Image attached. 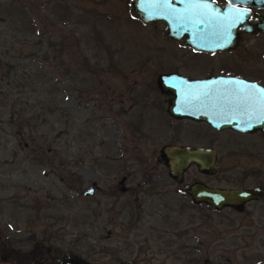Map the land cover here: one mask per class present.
<instances>
[{"label":"rangeland","instance_id":"374dc122","mask_svg":"<svg viewBox=\"0 0 264 264\" xmlns=\"http://www.w3.org/2000/svg\"><path fill=\"white\" fill-rule=\"evenodd\" d=\"M161 30L129 0H0V246L96 264H264L263 199L243 212L192 204L158 161L176 140L216 153L214 174L190 167L185 181L233 184L264 166L200 123L161 128L164 104L146 103L156 72L191 73ZM246 59L244 74L264 79V56Z\"/></svg>","mask_w":264,"mask_h":264},{"label":"flooded vegetation","instance_id":"af4514ba","mask_svg":"<svg viewBox=\"0 0 264 264\" xmlns=\"http://www.w3.org/2000/svg\"><path fill=\"white\" fill-rule=\"evenodd\" d=\"M170 1L174 2V0ZM193 2H199V5H201L200 9L198 10V14L204 12L207 6L212 7V5H216L221 9L223 7L230 8L232 12L238 14L236 16L233 26L236 41L234 42L232 47L212 49L194 48L181 43V41L187 37L190 38L194 35H199L200 33L177 31L174 34H170V36L168 37L167 35H165L164 31L165 21H156L155 23L159 22L162 24V30L158 34H160L164 38V40L168 41L170 45L178 47L169 48L170 53H168L167 50V54H171L173 57H176L174 60L178 63L186 65L190 69L191 73L183 72L180 71L178 68L171 67L156 72L153 81L154 87L151 86L152 91L155 93V96L149 97L147 95L148 99L146 98V103L164 104V106L161 108L164 117L162 119L160 118L159 121H157L158 123L160 122L162 129L172 128L174 131L179 130L178 125L180 121L200 123L203 125V128H206L212 133L221 132L226 133V136L232 137L236 143H234L235 148L238 151H241L242 154L246 153L249 150V147H251L255 149L254 151L257 152L258 155L263 156L264 160V131L260 128V126L252 127L256 122L259 123V125H264V79L249 78L244 74V70L251 67L254 68L252 65L244 64L245 62L250 61V59H246L249 54H252L253 56H264V0H193ZM240 15H243L244 19L240 20V22L238 23L239 19H241L239 18ZM207 16L209 19H212L214 14H207ZM216 17L217 14H215V18ZM243 22H246L245 25L251 28L253 31H243L242 28H240V25H242ZM212 35L213 36L211 37L224 38L227 36V32H214ZM248 43H253V45L257 47L250 46L253 49H247ZM253 50L255 51V53L253 52ZM157 56H160V53H158L156 57ZM161 74H174V76H178L180 78L183 77L187 80H202L207 78L212 79L200 86L194 85L195 83L190 84L187 81L183 80L166 81L165 79H163L161 80L162 86H164V88H168L169 90H161L157 82V77ZM218 78H226V80H220ZM175 92L177 94H175ZM149 93H151L150 89ZM140 99V97H137L136 102ZM171 100L177 102H205L209 104L220 103L221 109L223 110L225 116L220 120L213 121L217 124L223 123L224 125L217 128L202 119H194L185 116L175 117L169 114L166 110V106ZM195 108L197 109L198 107ZM131 118L132 115L130 116L129 125L131 126V124H133L132 128L135 129L133 132L140 133V129L144 125V121H146L144 118L147 117L143 114V112L138 111V114H134V121H132ZM256 135L261 138L260 144H256L252 140L253 138H251L253 136L255 137ZM224 139H226V137ZM165 143H177L189 146L211 147L209 145H191L187 143L178 142L176 140H166L160 143L158 150ZM158 159V161L165 167L167 173V168L159 157V151ZM190 167L195 168V165L191 163L187 166V168H185L182 173V179L179 182L173 180L168 174L167 176L178 185V190L180 189V185H182V191L179 190V193L187 196L188 200L192 204H201L214 208L211 203L206 202L204 200L194 201L191 196L186 192L187 187L195 181L201 182L211 187H236L244 189H251L255 187L259 188V196L257 198H250L245 200L242 203L240 209L229 205H225L220 208L227 207L235 212H243L245 210H248L247 204L250 202H258L262 199L264 202L263 165L259 166V169L255 170L253 168L242 169V173L240 174L237 183L233 184H217L208 182L198 177H194L190 179V181H185V174ZM195 170L198 174L201 175L211 176L215 173L214 171V173L212 174H207L198 171L196 168ZM249 175H253L254 177H256L257 180L252 183L247 182L246 178ZM121 189H123V186H121ZM0 248L1 264H74L89 261L67 259L64 250H61L59 255H49L51 253L55 254L57 251H50L49 246L47 245L41 246V248L44 250L40 249L39 251H34V249L24 251L25 249L23 248L9 249L8 246H0Z\"/></svg>","mask_w":264,"mask_h":264},{"label":"water","instance_id":"95a60500","mask_svg":"<svg viewBox=\"0 0 264 264\" xmlns=\"http://www.w3.org/2000/svg\"><path fill=\"white\" fill-rule=\"evenodd\" d=\"M200 7L201 5H199V2H193V0H174V2L170 0H130L129 2V12L131 16L139 21L149 24H153L158 20L165 21L164 31L165 35L168 37L170 34H174L177 31L200 33L199 35L183 39L181 41L183 44L202 49L232 47L236 41L233 26L238 14L232 12L230 8L223 7L221 9L216 5H212V7L207 6L204 12L198 14ZM207 14H214V16L212 19H209ZM215 14H217L216 18ZM239 18L241 19H239L238 23L240 20L244 19V16L240 15ZM245 23L246 22H243L244 25H240V28H242L243 31H253L251 28L247 27ZM214 32H227V36L224 38L211 37ZM163 79L166 81L183 80L190 84L195 83L194 85L200 86L207 83V81H210L212 78L187 80L183 77L174 76V74H161L157 77V82L161 90H169L162 86L161 80ZM218 79L226 80V78ZM175 94L177 93L175 92ZM173 101L171 100L167 104L166 110L175 117L185 116L194 119H202L217 128L224 125L223 123L217 124L213 121L220 120L225 116L220 103L209 104L205 102ZM195 107L198 108L196 109ZM255 126H260L264 131V125H259V123L256 122L252 127ZM158 151L160 159L167 168V174L176 182L181 181L183 171L191 163H193L195 168L200 172L212 174L215 171L214 162L216 153L211 147L165 143ZM92 184L83 189L81 194L91 193L93 188ZM186 192L194 201L204 200L211 203L214 208L229 205L240 209L245 200L257 198L259 196V188L257 187L251 189L211 187L198 181L191 183L187 187ZM74 264L96 263L86 261ZM119 264H131V262L125 259L121 260Z\"/></svg>","mask_w":264,"mask_h":264}]
</instances>
